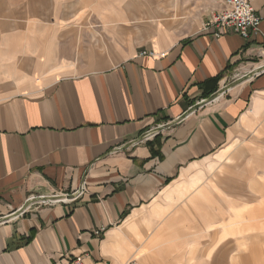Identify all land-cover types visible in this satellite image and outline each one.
<instances>
[{
	"label": "crops",
	"instance_id": "1",
	"mask_svg": "<svg viewBox=\"0 0 264 264\" xmlns=\"http://www.w3.org/2000/svg\"><path fill=\"white\" fill-rule=\"evenodd\" d=\"M158 8L0 0V264H216L262 221L264 37Z\"/></svg>",
	"mask_w": 264,
	"mask_h": 264
},
{
	"label": "rangeland",
	"instance_id": "2",
	"mask_svg": "<svg viewBox=\"0 0 264 264\" xmlns=\"http://www.w3.org/2000/svg\"><path fill=\"white\" fill-rule=\"evenodd\" d=\"M220 2L221 0H158V9L161 14H169L167 25L171 26L172 32H182L189 27L194 28L198 20L217 9ZM256 164L260 168L263 165L262 159L257 161ZM261 172L263 171H256V174L259 175ZM255 179V205L261 201L264 205L263 180L258 177ZM250 233H252L250 237H242L241 241L238 242V254L232 255L225 246L223 258L218 257L215 259L216 264H220V260L222 264H264V217L260 223H255L251 227Z\"/></svg>",
	"mask_w": 264,
	"mask_h": 264
},
{
	"label": "built area",
	"instance_id": "3",
	"mask_svg": "<svg viewBox=\"0 0 264 264\" xmlns=\"http://www.w3.org/2000/svg\"><path fill=\"white\" fill-rule=\"evenodd\" d=\"M261 17L256 13L249 0H223L219 9L211 12L204 21L203 28L214 29V34L219 35V30L224 29L229 33H237L243 39L249 40L255 35H263L260 29ZM157 129H150L145 132L143 138L153 137ZM84 190L83 185L80 190H75L70 197H75ZM66 199V198H63ZM103 229H96L94 233L99 235ZM67 264H86L83 258L77 257Z\"/></svg>",
	"mask_w": 264,
	"mask_h": 264
},
{
	"label": "trees",
	"instance_id": "4",
	"mask_svg": "<svg viewBox=\"0 0 264 264\" xmlns=\"http://www.w3.org/2000/svg\"><path fill=\"white\" fill-rule=\"evenodd\" d=\"M220 74L219 75H216L215 77H213L210 81L214 82V85L212 87V90H215L216 89V84H217V81L218 79L220 78ZM211 91H209L208 93H205L204 95L205 96H208L210 94Z\"/></svg>",
	"mask_w": 264,
	"mask_h": 264
}]
</instances>
